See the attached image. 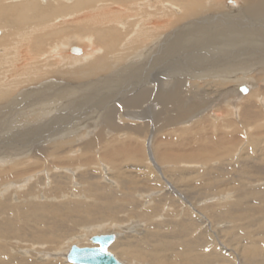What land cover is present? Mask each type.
Instances as JSON below:
<instances>
[{"label":"bare ground","instance_id":"obj_1","mask_svg":"<svg viewBox=\"0 0 264 264\" xmlns=\"http://www.w3.org/2000/svg\"><path fill=\"white\" fill-rule=\"evenodd\" d=\"M165 45L163 52L175 56L184 67L189 64V70L154 72V55ZM150 63L152 67L144 71L143 67ZM126 72L123 81L138 86L109 93L119 92L98 106L107 132L98 134L96 140L79 144L86 162L100 165L95 170L97 175L92 172L84 176L88 179L87 198H75L79 193L70 187L62 196L55 190L58 196L53 201H31L21 192L25 184L40 175L51 180L49 174L59 169L55 162L61 160L53 157L62 149L60 155L78 152V147L71 150L75 145L64 150L62 143L50 141L52 137L65 139L63 135L78 127L75 120L83 112L52 111L60 98L72 92L68 85H75L76 91L77 85H113ZM134 72H139L137 81L132 79ZM181 72L189 74L183 77ZM52 78H67L69 82H43ZM229 84L238 86L226 89L215 86ZM240 87L242 92L250 93L242 95L250 100L244 109L239 102L234 103L236 98H231ZM263 90L264 0H0V169L4 167L0 170V264H38L48 259L51 262L46 264H78L67 259L74 245L70 241L77 239L78 247H99L91 240L98 230L114 234L107 249L120 264H221L232 259L234 262L225 263L264 264L260 245L244 247L235 243L238 248L235 258L234 253L221 250L219 242L216 245L210 242L206 232L200 230L205 215L192 205L187 204L191 210L167 213L165 207L173 202L166 195L156 197L152 203H136L135 194L140 189H146L142 190L145 196L154 187L165 188L151 180L158 176L157 169L165 178L169 170L148 164L141 171L126 169L131 161L144 163L145 149L140 147L143 142L154 148L160 165L173 153L186 154L178 152L182 151L180 142H188L187 153L191 151L198 160L218 153L217 149L226 148L225 143H196L201 138L197 127L187 126L198 119L208 103L217 102L224 93L229 103L234 104L221 105L222 113L214 119L222 120L226 129H233L237 123L234 111L240 113L248 128L257 122L264 125L257 104L249 97L257 100ZM205 91L209 98L203 104L195 101ZM63 107L68 109L66 104ZM126 109L131 117H144V122L136 124L121 119L119 112ZM223 111H229L235 120ZM61 118L64 120L58 121ZM224 124L211 122L210 127L216 129ZM192 127L195 131L189 129ZM163 130L166 132L160 133L162 138L155 142ZM141 134L145 140H140ZM130 135L138 136L121 138ZM149 135L154 136L153 141L146 140ZM262 139H246V145L255 143L252 149H257V142ZM68 140L72 139L64 142ZM40 160L49 161L50 169L44 168L40 175L27 174ZM232 160L227 158V164ZM7 163L14 164L6 168ZM104 166L109 171L108 177L104 175ZM143 174L146 180L134 176ZM62 175L55 174L54 179ZM97 177L103 182L106 178L111 181L104 185ZM214 178L207 180L211 182ZM119 179L120 185L113 186ZM254 194L264 200V193L254 190ZM64 197L68 199L56 202ZM135 203L144 216L129 217L127 222V208ZM234 209L241 216L251 210L236 198L223 212L232 213ZM198 212L202 213L201 219ZM138 228H143V235H137L135 241L122 242L123 238L128 239L127 235L135 237L128 233ZM91 233L89 243L86 240ZM228 238V243L234 241L233 236ZM123 244L125 247L119 249ZM58 257L63 261L58 262Z\"/></svg>","mask_w":264,"mask_h":264},{"label":"rangeland","instance_id":"obj_2","mask_svg":"<svg viewBox=\"0 0 264 264\" xmlns=\"http://www.w3.org/2000/svg\"><path fill=\"white\" fill-rule=\"evenodd\" d=\"M74 40L75 43L77 44V37H74ZM163 47L164 48L162 50L159 49L156 55H154V62H155L154 72L157 69L158 70L162 69L163 73L164 72L166 73V71H173V70L177 72V71H181L184 68L186 70H189L190 67L188 66L189 64L185 65L184 67V64L180 62V60L174 59L175 56L163 52L166 49V45ZM70 56H74V55H70ZM192 59L193 60L196 59L195 56ZM197 61L200 62L201 61L200 58H197ZM151 65L152 64L150 63V65H147V67L144 66L143 67L144 71H148L152 67ZM138 71H140V68H138ZM134 73L135 76L132 79H135L137 81V75L139 74V72H134ZM181 73H183V77H187V73L189 74V72L187 73L181 72ZM127 74L128 73L126 72L120 75L117 78V80L113 83V85H77L78 91H76L75 85H68L71 87H67V88H70L72 92L65 95L64 98H60V101L57 102L52 108V111L58 110L63 113H72L75 109H80L83 110V112H81L78 115L77 119L75 120L78 127H74L73 129H70L69 132L63 135L65 136V139L63 138L62 140H58L55 137L54 138L52 137V140L50 141L56 144L62 143L64 150H66L69 146L75 145V147L71 150H75L78 147V152L77 153L68 152L69 154L60 155L59 153L63 151L62 149L59 153H57V156L53 157L54 159L56 158L61 160L55 162L56 167L59 169L52 170L50 172L49 176L51 180L42 179L41 178L42 176L40 175L41 171L44 168L50 169L51 163H49V161L47 162L44 160H40L39 165L35 166L33 170L27 173V174L37 173V175H40L39 177H35V179L32 180L29 184H25L26 185L25 188L21 191L26 193L27 196L31 199V201L34 202L53 201L52 199L58 196L55 193V190L60 192L61 193L60 196H62L64 192L70 190L69 189L70 187L76 189V192L79 193V195H75V198H79V199L87 198V194L85 193V182L88 179H85L84 176L85 174H89L92 172L97 175L98 172H95V170L100 168V165L97 164V162L95 161H93L91 164H89L90 161L89 163H87L86 159L84 158L85 157L84 152L82 151V148L79 144L87 140L88 141L96 140L98 134L107 132L105 123L103 122V119L100 118L101 109L98 108V106L102 105L106 100L115 96L119 92L114 93L112 95H108L109 93H113L116 90L121 91L122 89H123L122 91H124L126 88L130 89L131 86L132 87L135 86V85H127V83L123 81V79L126 77ZM49 80H54L56 84H58L59 82L60 83L69 82L67 78L62 80L52 78L45 80L43 82L46 83ZM130 82H132V80ZM30 86H34V85H30ZM137 86L138 84L134 88H136ZM215 86L216 89L219 88L226 89L230 87L234 88L238 85L229 84L228 87L225 85H215ZM134 88H132V90H134ZM209 88H211V86ZM239 89L240 91H238V89L234 91L233 96H231V98L232 99L236 98L237 101H234V103L239 102V104L242 105L241 106L242 109H244V107L250 100L248 97H243V96H246L250 93L249 91L246 93L242 92L241 87ZM261 92H263V94H260V96L257 97L258 98L257 100L255 99L254 96H249V97L251 98V100H254L253 102L255 104H257L258 106L257 110H259L260 112L259 119L260 122L263 123L264 90ZM223 96L224 97H220V99L215 103L212 104L208 103L206 108H204V111H202V113L198 115V119H196L194 123L189 124L187 127H191V126L197 127L196 132H199L201 138H197L196 143L205 142L208 144H214L217 141H222L223 143H225L226 148L217 149V151L219 150L218 153L211 154L206 157H201V159L198 160L199 158H197L191 151L187 153V150L190 146L189 143L180 142L182 146V151H178V152L179 153L186 152V154L175 155V153H173L172 157L169 158L165 164L160 165L161 161L158 159V154H156L154 148L149 147V145H147V142H145L146 145H143L144 143L143 142L142 145H140V147L145 149L144 156L142 158L144 160V163L138 161H131L127 164L126 169H129L131 171H141L142 167L145 164H148L153 168L164 167L165 170L170 171L167 175V178H165L162 176L161 170L157 169L156 173L158 176L157 177L154 176V178L151 181L160 183L161 186H165V188H163L162 190L160 189L158 190V188L155 189L154 187L153 191L147 190L145 196L142 195V190H146V189H140L135 194L136 203L138 202L144 203L146 201L148 202L150 201L152 203L155 202L154 200L156 197H164L166 195L169 196L170 200L173 202L170 203V205H168L169 207H165V210H168L167 213L177 211L178 209L184 211L186 210V208L191 210V208L187 206V204L192 205L193 208L196 207V211H200L205 215L204 219H201L200 216L202 215V213L198 212L197 214L199 218L203 220V221L200 220L201 221L200 230L206 232L208 239L210 240V242H213L214 245H216V243L219 242L217 243V245L220 247L221 250L226 251L227 254L234 253L235 258H238L236 252L238 248L235 246V243L238 244L237 242H240L238 246L243 245L245 247L248 245L251 247L256 244L260 245L262 249V253L264 254V210L262 208L264 206V200L259 198L256 194H254V190L264 193V172H262V170L264 169V147H262L264 146V140L262 139L264 138V132H263L264 125H260L257 122L254 123L252 126L250 125L248 128V126H246V124H244L241 121L240 113L238 111H234V116L235 118L240 119L239 121L242 122V125L239 123L237 119L235 120V118H233V116L229 111H223L224 114L230 115L233 120L237 121L233 129L230 130L226 129L225 124L222 120H219L217 117L214 119L215 116H218L220 113H222L221 109L219 108L221 107V105L232 106L234 104V103L233 104L229 103V100L225 98L226 97L225 93L223 94ZM208 98L209 97L206 95V91H205L203 93H200L198 96H196L195 101L202 102L203 104V102L206 101ZM73 99L76 101H74ZM8 101L9 100L6 99V102ZM28 103L33 104L32 101ZM64 104H66V107L68 109H64L63 107ZM52 114L55 113L52 112ZM119 114L121 119L127 120L128 122H132L136 124H140L141 122H144L143 121L144 117L135 118L128 115L127 109L120 111ZM63 120L64 118H61L58 121H63ZM211 122H214L217 125L224 124V126L222 127L219 126L216 129L211 128L210 127ZM204 125L206 126L205 128L203 127ZM51 127L53 129H56L55 126H51ZM194 127L189 129L191 131H195ZM152 130H153V126L151 125V130L148 131V134L151 135ZM163 132H166V130L159 132V134ZM69 135H72V137L71 138L68 137ZM76 135H78L80 139L76 138ZM150 135L146 136L147 141L154 140V136H150ZM54 136H56V134ZM134 136H138V135H130L124 138L121 136V138L122 139L136 138ZM162 136L163 134L158 135L155 138V142L160 141ZM61 137L62 136H60V138ZM138 137L141 138L140 140H145V136L142 134L141 136ZM67 138L72 140H68V142H64L65 140H67ZM260 138L263 141L257 142V146H256L257 149H252L253 146H255V143L254 144L250 143L246 145L247 142L246 139L250 141H255V140H259ZM46 146L47 145H43L42 147L45 148ZM245 146L246 148L243 149V147ZM53 150L56 151L55 149ZM96 153L97 152L95 151V154ZM173 156H175L177 159L174 160ZM229 157L233 158V160L230 164H227V158ZM48 160H52V159L50 158ZM12 164L7 163L5 167L8 168ZM33 164L35 165V163ZM72 164H77V165L74 166ZM0 170H4V167L1 168ZM61 171H63V173H56ZM104 171H105L104 175L108 177V175H106L109 172L108 169L105 168ZM196 171H199V173H197ZM55 174H63V175L61 177L54 179ZM219 174H221L220 177L218 176ZM134 176H136L137 179L146 180V174L134 175ZM209 177H215V178L213 181L209 182L207 180ZM112 179L115 180V178ZM96 180L102 182L104 185L108 183L107 182L108 178H106V182L100 180V177H97ZM108 181L110 182L111 180ZM117 182L118 184H114L113 182L111 183L114 184L113 186H119L121 179H119ZM45 191H47L48 194H46ZM168 191L170 193H168ZM149 193L154 195L149 196ZM236 198L237 199L240 198V201L250 206L251 210L250 211L246 210V212L249 213L244 214V216H241L239 213L235 211V209L232 211V213L226 214L223 212V210L226 208L227 205L234 204V200ZM67 199L68 198L64 197L62 200H56V202H63L66 201ZM136 203L134 207L128 206L127 208V211L129 213V216H126L127 222H129L128 220L129 217L140 216V218L142 219V217L144 216L142 212V208L141 207L136 208ZM133 219L138 220V218H133ZM144 228H146L145 225ZM103 232L109 233L110 230L109 231L98 230L94 232L95 233L94 235H100L103 234ZM128 234H134L135 237H133V235H131V237L127 235L128 239L123 238L122 242H126L129 240L135 241L137 239V235L141 236L144 234L143 228L140 230L138 228V230H133ZM92 235L93 234L91 233V235L88 237V240H86L89 243L91 241L90 237ZM228 235L233 236L234 241L232 243H228L229 240ZM67 242H69V240ZM70 242L71 245L79 244L77 239L71 240ZM221 243L224 244V246H222ZM122 247H125V245L124 244L121 245L119 249H122ZM116 253L120 255L119 250H117ZM239 256L240 258H243L241 255ZM22 258H24V256H22ZM58 258H59L57 259L59 260L58 262L63 261L60 257ZM232 258L234 257L231 256V259ZM65 260L67 259L65 258ZM43 261L44 262L38 264H46L48 262H51V260L49 259ZM225 262L227 261H223L221 264L234 262V260L232 259L230 260V262L227 263Z\"/></svg>","mask_w":264,"mask_h":264},{"label":"water","instance_id":"obj_3","mask_svg":"<svg viewBox=\"0 0 264 264\" xmlns=\"http://www.w3.org/2000/svg\"><path fill=\"white\" fill-rule=\"evenodd\" d=\"M91 240L100 244L99 247L73 245L67 259L78 264H120L116 256L107 249L114 240V234L94 235Z\"/></svg>","mask_w":264,"mask_h":264}]
</instances>
